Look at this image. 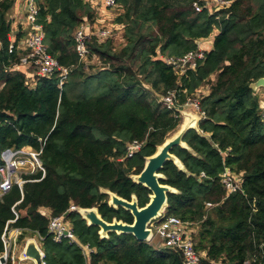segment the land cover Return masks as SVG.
<instances>
[{"label":"trees","instance_id":"1","mask_svg":"<svg viewBox=\"0 0 264 264\" xmlns=\"http://www.w3.org/2000/svg\"><path fill=\"white\" fill-rule=\"evenodd\" d=\"M198 1L115 0L116 17L101 24L122 29L123 43L88 40L86 61L94 57L99 64L88 74L93 66L79 58L74 34L83 22H97L93 3L36 0L47 52L69 70L59 87L57 74L47 79L37 76L35 66L20 65L26 52H8L7 17L15 0H0V153L38 150V140H45L40 156L45 176H28L39 181L25 183L22 191L13 186L3 196L0 236L19 202L12 226L24 230L21 241L43 238L45 264H183L177 252L154 249L130 235L101 239L98 228L68 209L96 208L106 222L132 224L129 212L108 206L106 192L127 201L134 195L140 208L149 202L150 192L130 177L141 173L145 158L178 131L180 122L160 97L206 90L199 100L204 119L183 140L188 149L171 152L184 171L172 162L160 171V184L177 190L167 195L165 213L194 224L203 264H264V122L258 91L249 88L264 78V0H224L229 7L212 14L196 11ZM212 35L211 48L194 70L178 77L164 62L196 52L195 42ZM134 141L142 145L126 157ZM225 168L242 175L240 192L226 196L219 180ZM202 172L206 177L198 181ZM66 213L77 242L93 250L87 258L78 245L56 243L47 234L49 218Z\"/></svg>","mask_w":264,"mask_h":264},{"label":"built area","instance_id":"2","mask_svg":"<svg viewBox=\"0 0 264 264\" xmlns=\"http://www.w3.org/2000/svg\"><path fill=\"white\" fill-rule=\"evenodd\" d=\"M24 1L26 3L27 12L23 16L22 22L25 25L24 27H26V34L19 40V42L15 43V33L17 30L15 29L14 32L11 27L8 52L12 53L14 49L26 52L20 59V65L35 66L37 68V76L47 79L52 78L57 74L60 87L66 81L69 70L58 66L54 58L47 52V47L44 44V32L42 26L37 22L38 9L36 0ZM81 1L83 3H93L97 14H100V11L104 9L106 11H115L114 15L117 13L115 0ZM201 1L204 2L203 7L200 6ZM229 5L230 1L224 0H199L197 3L193 4L196 11L200 12L205 8L209 13L218 12L223 8L229 7ZM102 21L105 20L98 18L97 22L94 24L83 22L74 34V40L76 43L75 50L83 62H85L89 56V50L86 44L88 40L94 37L97 41L101 42L116 37V33L112 27L110 25L101 24ZM205 53L206 50L198 47L196 52H188L183 57L177 59L166 58L164 59V62L171 65L176 75L181 77L185 72L194 70L198 66V63L204 60ZM205 94L206 90H203L201 93L191 96L187 95L181 98L177 91H171L161 96L159 101L167 110L177 113L176 118L180 120V126L183 121L181 112L194 115L198 122L204 119V113L200 110L199 100L201 99V96H204ZM260 116L261 120L264 122V101L260 102ZM38 141L40 143V148L38 150L33 149L32 147L6 148L0 153V201L13 186H17L19 190L22 191L25 183L39 181V179H28V176H33L37 173H41V179L45 176V170L40 160L45 140L39 139ZM141 145L142 143L137 141L128 144L126 147V157H131L140 149ZM205 177L206 176L203 172L200 173L198 181ZM219 180L226 196L241 191V174L233 173L228 168H225L219 176ZM18 203L19 202L12 206L11 211L14 218L7 221L0 236L2 244L0 264H25L26 261L30 260L24 254V248L29 239L34 240L36 246L43 254L41 250L42 237L34 235L33 237L24 238V240L21 241L20 237L24 230L12 226L18 218L14 209ZM206 206L211 207L212 205L207 203ZM76 208V206L72 205L69 207L68 212H75ZM66 221L65 215L50 217L47 224V234L51 236L52 240L56 243L67 240L70 243L78 245L82 250L83 256L87 258L93 250L88 246H81L77 242L72 227L67 226ZM192 226H194L193 223L182 221L175 216H167L164 210L159 218L148 225V228L151 231V236L146 243L150 245L152 240L157 238L158 245L157 247L154 246L156 249H166L177 252L181 256L183 264H203L204 255L195 248V242L193 239L195 230Z\"/></svg>","mask_w":264,"mask_h":264},{"label":"water","instance_id":"3","mask_svg":"<svg viewBox=\"0 0 264 264\" xmlns=\"http://www.w3.org/2000/svg\"><path fill=\"white\" fill-rule=\"evenodd\" d=\"M195 43L198 45L199 41ZM249 88L253 91L264 89V78L251 83ZM181 115L183 116V121L178 131L171 138L165 140L161 146L157 147L156 152L152 156L145 158V165L140 174L130 177L133 183L143 186L150 192L149 202L140 208L134 195L131 196L130 201H127L114 193L106 192L109 197L108 206L113 209L121 208L128 211L133 218L132 224L123 223L115 219L111 222H106L100 217L96 208H76L75 212L86 222L88 227L99 229L98 234L101 239H108L109 234L112 233L130 235L138 242H147L150 239L151 231L148 225L159 218L165 210L167 195L177 193L176 189L159 183V180L162 179L160 171L166 162H172L180 171H184L182 163L171 151L177 147L188 149L183 142L185 135L191 130L198 131V120L194 115L186 112H181ZM24 254L33 261V264H45L43 254L32 239L26 242Z\"/></svg>","mask_w":264,"mask_h":264},{"label":"rangeland","instance_id":"4","mask_svg":"<svg viewBox=\"0 0 264 264\" xmlns=\"http://www.w3.org/2000/svg\"><path fill=\"white\" fill-rule=\"evenodd\" d=\"M14 7L17 8V9H20V11L23 13V16L27 12L26 3H25L24 0H15ZM210 13L212 14V12H210ZM100 14H102V16H100ZM100 14H98V17L100 19H102V20H105L106 22L113 21L114 18L116 17L114 15L115 11H113V10H109L108 12H106V10L104 9V10L100 11ZM105 16H109V18L105 17ZM115 33H116L115 34L116 37L113 39L114 40L113 42L115 43V45L122 44L123 43V40L121 39V37H122V29H120V31H117ZM85 64H86V67L93 66V67L89 68V70L86 71L88 74L97 72V69H98L97 67L99 66V64H98L96 58L93 57L91 60L85 61ZM28 83L31 85L32 84V80H29ZM257 91H258V95H259V101L264 100V94L262 93L263 91L261 89H258ZM261 93H262V95H261ZM174 134H172L169 138H171ZM66 223H67V226L71 227V223L69 221H66ZM192 228L195 230V226H192ZM157 242H158V239L155 238L154 240H152L150 245H152V247L154 249H156L155 247H157V245H158ZM25 264H33V262L28 260V261L25 262Z\"/></svg>","mask_w":264,"mask_h":264},{"label":"crops","instance_id":"5","mask_svg":"<svg viewBox=\"0 0 264 264\" xmlns=\"http://www.w3.org/2000/svg\"><path fill=\"white\" fill-rule=\"evenodd\" d=\"M100 16H102V14H100ZM109 18V16H107ZM8 20L11 23V27L12 30L15 32V29L17 30V32L15 33V35L17 36L18 34H21V38H23L26 34V30L24 27V23L22 22V18H23V13L20 11V9H17L15 7L12 8V10L9 12L8 14ZM213 37L214 35H212L210 38L203 40V41H199V45L198 47H200V49L203 50H209L212 46V41H213ZM264 94V89H261ZM261 93V95H262ZM259 96V95H258ZM264 100H262L261 102H263Z\"/></svg>","mask_w":264,"mask_h":264},{"label":"flooded vegetation","instance_id":"6","mask_svg":"<svg viewBox=\"0 0 264 264\" xmlns=\"http://www.w3.org/2000/svg\"><path fill=\"white\" fill-rule=\"evenodd\" d=\"M184 142V141H183ZM185 143V142H184ZM172 152V151H171ZM174 155V154H173ZM179 160V159H178ZM160 174H161V172H160ZM162 175V174H161ZM160 181V180H159ZM160 183V182H159ZM128 212V211H127Z\"/></svg>","mask_w":264,"mask_h":264}]
</instances>
